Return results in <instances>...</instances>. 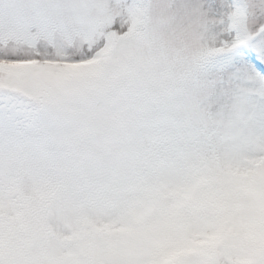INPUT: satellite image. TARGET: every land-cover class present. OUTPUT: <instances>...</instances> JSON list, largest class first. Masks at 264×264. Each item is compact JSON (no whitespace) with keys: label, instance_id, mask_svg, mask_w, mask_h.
<instances>
[{"label":"snow or ice","instance_id":"6c2138e0","mask_svg":"<svg viewBox=\"0 0 264 264\" xmlns=\"http://www.w3.org/2000/svg\"><path fill=\"white\" fill-rule=\"evenodd\" d=\"M0 264H264V0H0Z\"/></svg>","mask_w":264,"mask_h":264}]
</instances>
